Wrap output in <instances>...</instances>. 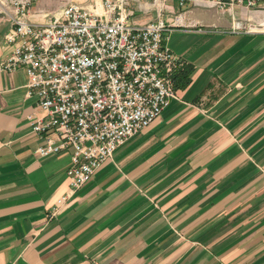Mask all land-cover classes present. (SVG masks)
<instances>
[{"label":"crops","instance_id":"crops-1","mask_svg":"<svg viewBox=\"0 0 264 264\" xmlns=\"http://www.w3.org/2000/svg\"><path fill=\"white\" fill-rule=\"evenodd\" d=\"M185 5L167 2L164 41L189 82L54 215L71 150L37 154L43 112L0 68V264H264V9Z\"/></svg>","mask_w":264,"mask_h":264},{"label":"built area","instance_id":"built-area-1","mask_svg":"<svg viewBox=\"0 0 264 264\" xmlns=\"http://www.w3.org/2000/svg\"><path fill=\"white\" fill-rule=\"evenodd\" d=\"M34 1L0 0V14L10 20L3 40L11 47L0 68L25 71V94L35 96L43 112L28 116L31 130L44 139L37 154L71 150L69 188L52 208L54 215L169 104L175 95L170 78L175 58L164 41L169 0H59L49 12L32 11ZM175 1L181 7L188 0ZM211 4L223 10L264 9V0ZM150 10L153 19L135 21L138 12ZM232 27L244 23L233 20Z\"/></svg>","mask_w":264,"mask_h":264},{"label":"trees","instance_id":"trees-1","mask_svg":"<svg viewBox=\"0 0 264 264\" xmlns=\"http://www.w3.org/2000/svg\"><path fill=\"white\" fill-rule=\"evenodd\" d=\"M193 71L191 64H182L171 74L173 85L175 88H182L187 85L190 80V75Z\"/></svg>","mask_w":264,"mask_h":264},{"label":"rangeland","instance_id":"rangeland-1","mask_svg":"<svg viewBox=\"0 0 264 264\" xmlns=\"http://www.w3.org/2000/svg\"><path fill=\"white\" fill-rule=\"evenodd\" d=\"M60 5L59 0H39V2L35 3V1L31 4V10L34 9V11H39L40 9L44 12H49L57 9V7ZM187 6L181 7L182 10H184Z\"/></svg>","mask_w":264,"mask_h":264}]
</instances>
